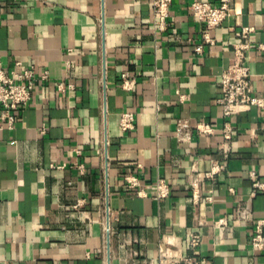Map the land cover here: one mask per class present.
Here are the masks:
<instances>
[{
  "label": "crops",
  "instance_id": "1",
  "mask_svg": "<svg viewBox=\"0 0 264 264\" xmlns=\"http://www.w3.org/2000/svg\"><path fill=\"white\" fill-rule=\"evenodd\" d=\"M195 1L231 2L213 45L191 14ZM168 22L155 29L152 0H0V68L49 72L13 129L0 118V264H181L192 233L206 264H264V249L252 247L264 221V193L253 186L264 181V107L230 119L224 159L217 103L244 27L254 29L247 60L264 100V0H172ZM124 113L131 131L120 129ZM179 120L190 126L184 141ZM202 123L215 133H198ZM216 164L224 168L200 182L195 201L193 178ZM239 207L248 219L236 217Z\"/></svg>",
  "mask_w": 264,
  "mask_h": 264
},
{
  "label": "built area",
  "instance_id": "2",
  "mask_svg": "<svg viewBox=\"0 0 264 264\" xmlns=\"http://www.w3.org/2000/svg\"><path fill=\"white\" fill-rule=\"evenodd\" d=\"M172 0H152L153 8V24L156 30L164 32L169 28L168 19L170 17V6ZM191 14L198 20L203 21L206 25V32L203 35L204 44L213 45V39L210 36V31L222 25V23L231 16L232 5L230 1L223 2L217 7L210 3L195 1L190 6ZM253 28L244 27L241 30L240 38L242 42L234 49L233 59L226 71L221 75L219 87L221 95L217 100L218 105L222 109L224 118L227 120L223 129V145L222 154L224 159H227L232 151L234 128L230 119L237 115L242 109H248L253 106L264 107V100L255 95V88L251 80V70L248 65V52L250 50L249 38ZM259 48L264 51V44ZM203 45L195 48V52L201 54ZM49 78V72L40 70L36 66L26 67L21 64L17 65L16 70L5 71L0 68V118L6 123L9 129H13L18 113L30 105L33 100L34 92L39 83H43ZM123 88L126 91H132L136 85L135 81L128 78L127 75H122ZM64 84L58 85L60 92L65 91ZM135 119L133 114L124 113L120 119V129L124 132L134 129ZM190 126L185 120H179L177 123V134L180 140L184 141V135L189 130ZM196 130L200 134L213 135L215 128L208 124H199ZM224 167L216 164L211 172L205 174H196L193 178V188L195 201L199 198L200 182L207 178H213ZM255 177V174H252ZM125 181L130 189L139 187V182L135 178H125ZM254 188L259 192L264 193V181L257 180L254 183ZM168 185L164 180L157 183V197L163 198L168 196ZM250 209L247 207H239L236 211V217L239 220H246L250 216ZM215 225L220 229H225L229 226V220L226 217L220 218ZM186 250L188 255L183 257L181 264H206L205 260L197 255V249L201 243L199 233H192L186 237ZM252 247L258 251L264 249V221H259L256 227V235L252 240Z\"/></svg>",
  "mask_w": 264,
  "mask_h": 264
}]
</instances>
